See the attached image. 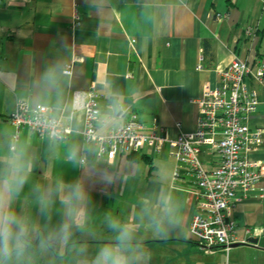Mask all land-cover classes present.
I'll use <instances>...</instances> for the list:
<instances>
[{"label": "crops", "instance_id": "0c3cea01", "mask_svg": "<svg viewBox=\"0 0 264 264\" xmlns=\"http://www.w3.org/2000/svg\"><path fill=\"white\" fill-rule=\"evenodd\" d=\"M237 60L254 68L264 64V0H0V179L14 155L23 153L31 161L19 201L15 197L23 207L39 200L41 192L55 197L57 175L94 186L102 205L122 198L116 193L120 181L105 180L118 177L131 184L129 190L139 191L142 201L124 211L128 222L122 224L146 230L130 234L122 246L128 264H222L225 254L244 264L243 247L206 252L191 235L194 180L185 170L174 179L181 166L168 146L161 152L145 146L134 158L98 159L96 146L82 134L85 112L74 110L75 95L94 88L101 135L123 126L134 113L143 133L174 138L195 129L205 86L216 87L221 71ZM69 64L70 76L64 74ZM259 89L260 106L249 124L264 130V86ZM20 101L51 108L73 133L66 141L39 140L26 128L17 134L9 118ZM254 158L264 164V141ZM202 160L207 169L213 167L206 152ZM142 163L149 166H144L147 179L137 183L134 169ZM152 169H166L169 183L150 181ZM109 204L112 209L104 213L116 215L118 201ZM233 218L239 241L258 239L256 245H242L259 258L250 264H264V178L236 204ZM49 235L31 234V264L53 262L39 252L41 247L55 255ZM69 235L59 241L66 256L88 251L95 252L94 260L100 249L119 243L118 234Z\"/></svg>", "mask_w": 264, "mask_h": 264}, {"label": "built area", "instance_id": "2783aa9c", "mask_svg": "<svg viewBox=\"0 0 264 264\" xmlns=\"http://www.w3.org/2000/svg\"><path fill=\"white\" fill-rule=\"evenodd\" d=\"M64 74H72V64ZM263 86L264 64L254 68L247 61H235L221 71L216 87L205 86L197 100L199 118L195 129L174 138L158 132L143 133L134 113L126 124L101 135L98 130L102 113L94 88L75 95L74 110L85 112L82 134L88 144L96 146L98 159L113 161L118 155L138 153L145 146L155 152L168 146L181 166L174 174L175 180L182 170L194 180L196 214L190 224L191 235L206 252L216 247L229 251L234 244L248 242L237 238L234 208L264 178V164L254 158L263 144L264 130L249 124L260 106L259 88ZM9 120L17 134L26 128L39 140L66 141L73 133L64 118L53 117L47 106L30 107L20 101ZM54 132L58 134L55 138ZM204 152L212 160L210 169L202 160Z\"/></svg>", "mask_w": 264, "mask_h": 264}, {"label": "rangeland", "instance_id": "374dc122", "mask_svg": "<svg viewBox=\"0 0 264 264\" xmlns=\"http://www.w3.org/2000/svg\"><path fill=\"white\" fill-rule=\"evenodd\" d=\"M144 166L147 167L148 165L142 163L140 167L134 169V173H137V180H135L134 182H146L145 178L147 177L146 174L148 170L147 168L144 169ZM143 169L144 172L145 170H147L144 177L142 176ZM152 170L153 171L150 181L156 183H165V181H170V175L166 173V169H162V171L160 170L161 172L159 173L154 169ZM112 177L111 175L106 176L105 180L107 181L108 179L111 183L114 182V179L116 180V182L120 181V183L117 185L116 193L119 196H122V198L114 199L113 201L110 200L108 203H104L103 201L102 205H100L97 201H102V199H97V197H99L101 193L97 192L94 186H89L86 188L85 182L82 183L83 186L81 187L84 192L83 198H72L71 200H69V194L71 193L73 187L79 185V182H75L74 180L66 181L67 179H65V176L63 175H57L54 178V181L58 183L56 184L58 190L56 191V195L53 198L50 195L45 194V192H41L38 197L39 200L33 201L34 204H32L31 206L24 205L22 207L20 206L21 201L18 202V204H15L20 199L17 197L19 195L16 196L17 201L16 199H14V204H11V207L19 216L25 218L30 222L32 227L31 234H50L49 236L52 238V240H48L47 238L46 241H49V244L53 245L52 247L55 246V255H53L54 252H49L46 250L42 252V250H40L41 247H39L41 259H44V261H47V259H49L50 261L53 260L52 263L45 262V264H71L69 263L70 260H72L73 264H94L92 254H95V252L88 253V251L78 252L76 250H72L71 252H69L71 255H65L66 251L61 250L63 244L62 242L59 243V241L70 236L69 234H119V229H128L130 234H143L146 232L144 227L131 225L126 228L127 225L122 224L124 223V221L125 223L128 222L127 212L124 211L132 210L133 208L131 207H133L134 205H142V201L140 202V200H137V196L140 194L139 191L129 190L128 187L129 185H131L130 183H128L129 185L124 184L122 182V179L120 180L118 177ZM128 177L129 175L128 173H126L123 179H126ZM131 178H133V176ZM40 179L41 183H44V181L47 180H44L43 176H41ZM49 184H53V182L50 181ZM83 187H85L86 189H83ZM115 201H118L119 207H114V211L117 212L118 210L119 212L116 215L111 213H104L112 209L113 206H110L109 203L113 204L115 203ZM112 218H114V223H118V227L113 232L109 231V229L111 228L109 224H111ZM130 228L132 229V231ZM45 245L47 247V244ZM237 248H242L240 258L242 259L244 264H250L251 262L259 259L248 249H245L244 246H239ZM30 256L32 258L31 253ZM236 260V255L234 256L230 254V256H227L225 254L222 264H236Z\"/></svg>", "mask_w": 264, "mask_h": 264}, {"label": "clouds", "instance_id": "9594fccd", "mask_svg": "<svg viewBox=\"0 0 264 264\" xmlns=\"http://www.w3.org/2000/svg\"><path fill=\"white\" fill-rule=\"evenodd\" d=\"M52 135L55 138L58 134L54 132ZM31 171V161L20 153L10 159L0 179V264H31V224L11 207V201L22 191ZM83 196L81 186L76 185L68 199H81ZM110 226L118 227L116 223ZM116 239L119 241L117 245L99 250L94 264H128L127 257L122 254V246L130 239L129 230L119 229Z\"/></svg>", "mask_w": 264, "mask_h": 264}, {"label": "water", "instance_id": "95a60500", "mask_svg": "<svg viewBox=\"0 0 264 264\" xmlns=\"http://www.w3.org/2000/svg\"><path fill=\"white\" fill-rule=\"evenodd\" d=\"M257 243H258V239L250 238L247 243H237V244L232 245V247H239L242 245H256ZM221 249H224V248L216 247V248H213L212 251L221 250Z\"/></svg>", "mask_w": 264, "mask_h": 264}, {"label": "trees", "instance_id": "16d2710c", "mask_svg": "<svg viewBox=\"0 0 264 264\" xmlns=\"http://www.w3.org/2000/svg\"><path fill=\"white\" fill-rule=\"evenodd\" d=\"M137 153H132V154H129L128 156L131 157V158H134L136 156ZM195 239V238H194Z\"/></svg>", "mask_w": 264, "mask_h": 264}]
</instances>
